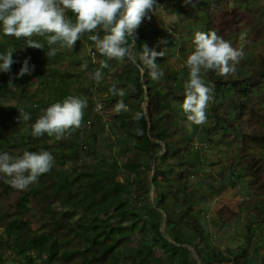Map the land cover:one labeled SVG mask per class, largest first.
I'll return each instance as SVG.
<instances>
[{"label":"trees","instance_id":"1","mask_svg":"<svg viewBox=\"0 0 264 264\" xmlns=\"http://www.w3.org/2000/svg\"><path fill=\"white\" fill-rule=\"evenodd\" d=\"M174 1L172 13L167 12V7L164 10L174 17L170 25L177 34H170L165 22L156 26L145 18L137 31L135 59L126 58L124 66L122 61L109 60L99 52V63L89 52L88 57L80 60L74 54L75 49L58 45L53 46L55 56L48 59L44 37H32L45 46L36 49L27 47L24 38L5 36L0 30V53L11 49L16 61L11 73L0 72V102L8 103L0 111V154L6 152L17 157L24 151L46 150L55 157L51 171L26 190L14 189L5 182L6 177L0 176V264H203L204 255L209 262L214 261V248L208 242L204 225L209 217L201 216L199 207L200 203L221 198L229 184L215 187L213 181L196 187L191 182L206 174L204 167L209 158L204 150L194 152L198 144L180 131L177 110L184 114L183 85L189 69L187 65L176 69L170 59L175 51H187L189 42L193 45L189 51H194V38L188 36L184 27L186 20L201 22L204 32L216 31L233 48L241 49L244 54L245 51L238 31L224 26L230 0H197L195 7L185 5L184 0ZM188 9L186 19L180 18ZM149 15L153 20L158 14ZM67 16L75 22L73 13ZM91 34L95 33L84 34L76 45L81 47V40ZM99 35L103 37L104 33L101 31ZM144 44L165 53L156 60L164 72L159 81H153L147 69L141 73L140 52ZM94 45L91 41L89 48ZM20 58L29 59L30 68L35 66L30 76L36 78V88H24L16 83L23 78L18 76L24 62ZM263 58L253 56L249 62L243 57L236 76L227 80L214 71L204 74L206 82L215 85L214 99L228 100L231 104V108L225 109L227 102H224L212 115L230 133L219 141L206 135L204 145L224 143L233 148L235 154L229 157L228 167L241 171L248 180L247 199L239 206L242 208L252 198L247 211L259 224L264 223V156L260 154V151L264 153V108L260 110V106L264 107ZM65 62L75 69L41 72ZM102 62L109 66L101 68ZM98 69L102 77H112L124 86L130 84L134 90L125 92L124 97L111 94L100 98L104 100V108H113L123 99L128 110L120 113L105 110L106 120L101 119L96 125L91 121L95 105L92 98L86 97L85 83L78 77L89 71L95 74ZM71 88L72 95L88 102L82 127L60 140L47 134L33 137L32 124L47 107L69 96ZM222 108L225 110L221 111ZM19 109L29 113L31 119L22 120ZM137 113L143 114L139 120L134 119ZM183 119H187L185 114ZM107 122L117 127L114 129L117 139L112 144L116 150L120 149L122 163L114 157L110 161L102 159L98 167L85 166L80 172H67V163L78 162L83 150L92 155L97 134L109 132ZM114 148L112 153L117 156L119 151L115 152ZM143 173L152 174L153 180H140ZM178 189L181 195L176 193ZM58 206L66 212H56ZM77 215L79 218L73 225ZM229 216L233 214L225 205L216 215L223 225ZM194 252L198 260L193 258Z\"/></svg>","mask_w":264,"mask_h":264},{"label":"clouds","instance_id":"2","mask_svg":"<svg viewBox=\"0 0 264 264\" xmlns=\"http://www.w3.org/2000/svg\"><path fill=\"white\" fill-rule=\"evenodd\" d=\"M196 2L197 0H184L185 5L192 7H195ZM159 7L157 0H0V30L5 36L18 40L24 38L27 47L36 49H43L45 46L32 37H44L48 45V59L56 54L54 45L73 49L84 34L95 33L89 35V39L102 56L109 60H133L136 55L134 48L137 31L145 18L151 20L149 13L155 15ZM69 11L75 15V22L68 18ZM101 31L104 33L103 37L99 35ZM160 42L167 43L166 40ZM193 44L194 51L186 60L189 74L183 85L182 109L190 124L203 126L208 123L206 110L215 96V85L208 84L204 74L214 71L225 80L235 77L244 52L233 48L216 31L195 32ZM13 52L9 49L0 53V72L11 73V66L16 63ZM164 55L163 50L157 52L144 44L143 51L140 52L143 65L141 73L147 69L150 78L159 81L164 72L156 60ZM108 66L106 62L101 64V68ZM34 68V65L30 68L29 59H25L18 76L31 75ZM95 79L97 82L102 79L99 69L95 73ZM110 91L120 97L126 94L124 89H117L115 85ZM87 107L86 98L69 95L62 102L46 108L32 124L31 135L39 138L47 134L56 140L70 136L82 127ZM127 110L124 100L120 99L115 105V111L120 113ZM19 111L22 120L31 119L29 113L22 109ZM142 115L137 113L134 119L139 120ZM54 164L55 157L46 150L24 151L17 157L5 152L0 154V176L6 177L5 182L14 189L23 191L38 182L41 175L49 173Z\"/></svg>","mask_w":264,"mask_h":264},{"label":"rangeland","instance_id":"3","mask_svg":"<svg viewBox=\"0 0 264 264\" xmlns=\"http://www.w3.org/2000/svg\"><path fill=\"white\" fill-rule=\"evenodd\" d=\"M174 2H175L174 0H161V3L157 1V3L160 5V7L158 8L156 12L158 15H156V17L153 20L151 19V21H153V23L156 26H161L162 23L165 22L166 25L169 27L168 30L170 34H173V35L177 34L176 31L173 29L172 25H170V22L174 20V17L170 16V14L168 13L173 12ZM164 7L168 8V11H167L168 13H166V10H164ZM228 9H229V13L225 15L224 17L225 19L224 26L229 27V28H234L240 34V42L242 46L244 47L243 50L245 51V54H244L245 60L247 61L250 60L249 62H251V59L253 56H263L264 57V0H249V2H247L246 0H230V5L228 6ZM189 11H190L189 9L184 10L182 17L180 18L186 19V16H188ZM69 14H72V12L70 11L67 12V15ZM255 22L257 23V25H254ZM184 23H185L184 27L187 29L188 36L190 38H194V34L197 31L204 32L203 25L201 24V22L186 20ZM181 31H183V29H181ZM81 42H82L81 47H78L77 45L74 46L73 48L75 49L74 54L79 55L80 60L81 59L83 60L85 56L87 57L89 56L87 55V53L89 52L88 54L91 55V58L95 62L99 63L101 61V56L99 55L95 45H94V48H89V44L91 42L89 37L83 38ZM191 47H193L192 43L191 42L187 43L186 50L189 51ZM82 48H84V50ZM179 48H180V44L178 46V49ZM85 49H87V51H85ZM187 51L183 53H180V52L177 53V51H175L174 57L170 59V63L173 64L176 69H181L183 66H186L185 64L186 60L188 56L191 54L190 51L189 52ZM20 59L22 62L24 61L23 58H20ZM121 66H124L123 61L121 62ZM68 69H75V66H73L70 62H65L64 64H59L58 66H54L53 68H45L41 72L43 74H49L52 71L55 72L56 70L63 71V70H68ZM93 74H94V71L93 72L89 71L85 75H80L78 79L80 80L81 78V81L85 83L83 84V86L87 90L86 97L88 99L92 98V102L95 105L94 115L91 121H93L94 124L97 125L101 119H103V122L104 120H106L105 118L106 111L107 112L115 111V107L107 108L108 106H106V108H103L102 110L98 108V105H103L102 101L104 100L102 99L112 94L110 89L113 87V85H115L117 89H124L125 92L133 91L134 87L130 84H128L127 86H124L121 82L115 81L113 80L112 77L108 78L106 76L102 77V79L99 82H97L96 79L94 80ZM184 78L185 80H187L188 75H185ZM16 83H19V85L23 86L24 88H27V87L36 88L37 87L36 78L34 77L32 78L28 74H25L23 78H21V80L17 81ZM72 90L73 88L69 89V95L73 94ZM213 102H214L213 103L214 106L213 104L211 105L212 103L211 102L208 109L206 110L208 123L203 126H197L195 124H190V122H188L187 119H183L184 114H181L180 109L177 110L179 121L181 120L180 122L181 133H184L187 136L188 140L193 139L196 141L198 146L194 150V152H202L201 150H204L206 152V155H205L206 158H209L208 160L209 163H206L204 167L206 174L201 175L200 177L201 180L200 178H194L191 180V182L196 187H199L202 184L212 183L213 181H214L213 184L215 187L220 186L222 183H225V185L229 184L230 186L229 187L230 194L232 193V190L235 191L234 186L239 187L240 191L244 193L243 188L246 189V187L248 186L247 185L248 180L242 177L243 175L239 173L241 171L239 172L233 171L231 169L232 167L231 168L228 167L229 157L235 154V152L233 151V148L224 143H221L219 145L215 143L210 146L208 144L207 146L204 145L206 141V137H207L206 135L210 136V138L214 139L215 141H219L223 137H225L226 133L227 134L230 133L229 129L228 130L222 129L221 125H218V122L212 118V115H213L214 110L221 107L224 104V102H227L226 103L227 105H225V109L227 107L231 108V104L229 103L228 100L224 101L223 99H217V98L214 99ZM5 104L8 105V103L5 100H2V102H0V111L3 108H5ZM262 106H260V110L261 108H264ZM225 109L222 108L221 111H224ZM97 113L101 114L102 116L97 115ZM108 125L110 126V123H108ZM255 125H256V122H255ZM116 128H117L116 126H113V127L110 126L108 128L109 129V132H107L108 134L99 132L97 134V142L95 143V146L91 153L92 155L90 154L87 155L86 150H83L81 152V159L78 162L70 161L67 163L65 167L67 169V172L68 170L69 171L74 170L72 171V173L80 172L83 168H85V166H88L90 169L93 167H98L99 166L98 164L100 163L102 159H106L110 161L114 157L118 158V160L122 163V157L120 153L121 151H119L120 149L116 150L114 148V145L112 144L117 139V137L115 138L116 135L114 134V129ZM84 137L85 135L83 136V138ZM113 148L115 149V152L119 151V153H117V156L113 155L112 153ZM260 154L261 156H264L263 151H260ZM160 156L161 155H159L158 157ZM212 163H215V164L212 165ZM226 169H229L227 170V173L225 174L226 176L222 175L223 170H226ZM141 176L142 177H140V180L143 179L146 182L151 178L152 174L148 175V174L143 173ZM119 179L121 180L122 178L120 177ZM231 179H235L236 181L235 184L230 183ZM135 190L133 189V192ZM180 191L181 190L178 189L176 190V193L178 195H181ZM133 192L131 190L130 198L132 199V202L134 203L135 200L132 195ZM124 195L127 196L126 193ZM153 198L154 197H152L151 199ZM249 199H252V198H249ZM200 205L201 206L205 205V202L200 203ZM55 211L59 213L66 212V210L60 206H58L55 209ZM197 215H198V210H197ZM78 218H79V215H77L75 219L72 221L73 225L77 222ZM206 224L207 222H204V225ZM132 244L133 246H135L134 243ZM156 253L159 254V251L157 250Z\"/></svg>","mask_w":264,"mask_h":264},{"label":"crops","instance_id":"4","mask_svg":"<svg viewBox=\"0 0 264 264\" xmlns=\"http://www.w3.org/2000/svg\"><path fill=\"white\" fill-rule=\"evenodd\" d=\"M234 187L235 191L231 188V194L228 188L221 198L205 202V205L199 207L202 210L200 215L209 217L205 231L209 244L214 248V261L209 262L208 256L204 255L206 262L203 264H264V223H257L247 211L252 199H248L249 202L242 208L239 206L247 196L244 188L242 193L239 187ZM224 205L233 214L225 225L216 217L217 211Z\"/></svg>","mask_w":264,"mask_h":264},{"label":"water","instance_id":"5","mask_svg":"<svg viewBox=\"0 0 264 264\" xmlns=\"http://www.w3.org/2000/svg\"><path fill=\"white\" fill-rule=\"evenodd\" d=\"M153 180V176L151 177V181ZM194 257H195V259H197L198 260V256H197V254L194 252Z\"/></svg>","mask_w":264,"mask_h":264},{"label":"built area","instance_id":"6","mask_svg":"<svg viewBox=\"0 0 264 264\" xmlns=\"http://www.w3.org/2000/svg\"><path fill=\"white\" fill-rule=\"evenodd\" d=\"M100 110H102L103 109V105H99V107H98Z\"/></svg>","mask_w":264,"mask_h":264}]
</instances>
